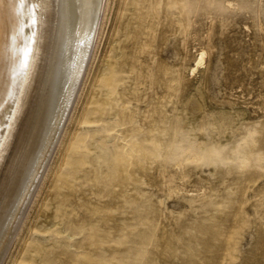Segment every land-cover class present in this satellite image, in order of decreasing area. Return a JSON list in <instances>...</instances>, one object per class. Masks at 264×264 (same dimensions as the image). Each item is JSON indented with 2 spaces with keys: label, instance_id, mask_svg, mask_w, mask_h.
I'll list each match as a JSON object with an SVG mask.
<instances>
[{
  "label": "rangeland",
  "instance_id": "1",
  "mask_svg": "<svg viewBox=\"0 0 264 264\" xmlns=\"http://www.w3.org/2000/svg\"><path fill=\"white\" fill-rule=\"evenodd\" d=\"M105 2L96 54L74 96L69 126L0 264H41L38 255L63 248L70 252L68 264H88L86 259L94 264H264V0L184 1L194 23L193 43L209 53L203 74L206 84L202 89L196 86L200 69L176 109L182 112L175 144L168 148L146 144L151 152L147 158L132 145L142 130L116 125L112 117L132 94L131 74H123L127 69L121 62L128 48L121 52L114 40L121 36L125 22L135 21L134 9L141 0ZM208 32L213 42L210 50L203 41ZM177 42L172 37L167 40L161 53L164 61H174ZM111 74L114 87L107 83ZM231 119L237 123L215 138ZM162 131L165 138L168 134ZM199 136L206 140L210 154L199 144ZM181 170L187 174L183 180ZM167 173L175 178L165 186ZM96 191L104 196L96 197ZM52 194L69 216L83 217L98 208L88 220L89 227L72 237L61 231L60 224L42 227L46 215L41 208H53ZM107 208L112 210L109 218ZM79 241L95 248L88 258L77 246ZM54 260L63 264V256L57 253Z\"/></svg>",
  "mask_w": 264,
  "mask_h": 264
},
{
  "label": "bare ground",
  "instance_id": "2",
  "mask_svg": "<svg viewBox=\"0 0 264 264\" xmlns=\"http://www.w3.org/2000/svg\"><path fill=\"white\" fill-rule=\"evenodd\" d=\"M184 1L141 0L142 4L139 3L140 5L134 9L135 21L131 18L125 22L121 36L114 40L117 49L121 52L124 53L125 50H122L124 46L128 48L121 62L124 69H127L122 70L123 74H131L132 94L121 102L123 105L121 110L118 109L112 115L115 117L113 123L128 124L127 126L136 131L142 130L143 133H136L137 139L132 140V145L137 146L139 149L135 150L141 151L146 158L151 153L147 151L146 144L167 148L175 144L180 135L177 122L182 112H176V109L182 103L183 95L188 91L191 83L197 79L196 74L200 69H202V76L197 79L196 86L202 89L206 84V76L203 74L209 53L201 45L196 47L200 43L196 46L193 43L191 36H193L194 23L190 9L186 8ZM39 2L41 7L35 8L34 0H28L24 6L19 5L17 0H0V260L17 233L28 202L32 195L34 196L56 145L62 139L60 136L66 124L71 121L69 115L72 112L73 99L91 57L96 54L95 41L98 39L101 24L103 26V11L106 10L104 0H46V2L39 0ZM209 34L208 32L203 37V41L210 50L213 42ZM171 37L173 41H178V48L175 49L174 61L169 63L162 59L161 53ZM25 49L29 52L26 68L22 67ZM190 59L193 65H189ZM107 83L108 86L116 85L114 74L107 78ZM201 94L204 104L208 103L204 89ZM103 107L104 101L101 103L100 110ZM234 120L231 119L230 123L223 124L215 138L224 134L230 125L234 126L237 123ZM162 130H166L168 134L165 138L162 136ZM139 138L142 141L138 140ZM198 142L201 146L205 145L207 154L211 153L209 145L202 136H199ZM220 142L222 141H215L218 144ZM105 145L103 146L109 149L110 155L116 156L113 148ZM137 158L135 163H141ZM156 160L154 161L157 162ZM186 177V172L181 170L180 178L183 180ZM174 178L173 174H168L165 186L171 184ZM98 195L102 198L104 192H98L96 197ZM50 196L53 208L50 206L49 211L41 208V212L46 215L42 227L60 224L62 232L68 231V237L76 236L87 229L88 220L98 210V208L95 212L88 210L83 217H79L78 213L69 216L62 212L63 209L59 206L56 194ZM111 214V208H107L106 217L109 218ZM92 239L89 237V240ZM88 241L85 244L84 241L77 243L78 247H83L86 258L89 257L90 252L95 251V248H89ZM56 253L58 256H63V264H68L66 259L70 252L64 248L57 252H52L50 249L46 254L38 255L36 259L42 260L41 264H53ZM86 261L88 264H94L91 260L86 259Z\"/></svg>",
  "mask_w": 264,
  "mask_h": 264
},
{
  "label": "snow or ice",
  "instance_id": "3",
  "mask_svg": "<svg viewBox=\"0 0 264 264\" xmlns=\"http://www.w3.org/2000/svg\"><path fill=\"white\" fill-rule=\"evenodd\" d=\"M45 2H46V0H45ZM17 3L21 6H24L28 3V0H17ZM33 7H35V8L41 7V3L39 2V0H34ZM33 23H35V20H33ZM28 55H29V52L27 49H25L23 52L24 62L22 64V67H25V68L27 67Z\"/></svg>",
  "mask_w": 264,
  "mask_h": 264
},
{
  "label": "water",
  "instance_id": "4",
  "mask_svg": "<svg viewBox=\"0 0 264 264\" xmlns=\"http://www.w3.org/2000/svg\"><path fill=\"white\" fill-rule=\"evenodd\" d=\"M62 127H63V124H62ZM62 127H61V130H62ZM61 130L59 131V134H60V132H61ZM54 147H55V145H54ZM54 147H53V149H54ZM52 149V150H53ZM52 152V151H51ZM50 156H51V154H50ZM49 160V159H48Z\"/></svg>",
  "mask_w": 264,
  "mask_h": 264
}]
</instances>
